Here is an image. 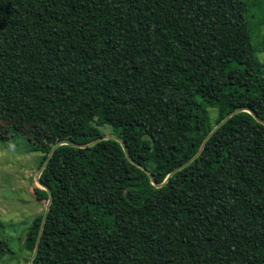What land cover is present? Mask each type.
<instances>
[{"label": "trees", "instance_id": "1", "mask_svg": "<svg viewBox=\"0 0 264 264\" xmlns=\"http://www.w3.org/2000/svg\"><path fill=\"white\" fill-rule=\"evenodd\" d=\"M263 29L264 0H0V131L51 154L33 264H264Z\"/></svg>", "mask_w": 264, "mask_h": 264}, {"label": "rangeland", "instance_id": "2", "mask_svg": "<svg viewBox=\"0 0 264 264\" xmlns=\"http://www.w3.org/2000/svg\"><path fill=\"white\" fill-rule=\"evenodd\" d=\"M255 44L264 63V29L255 35ZM211 114L215 119L216 111ZM14 125L7 123L0 131V238L8 242L0 264H30L32 256L24 247L28 227L45 212L48 203L37 202L35 195L30 194L35 185L43 188L37 182L42 155L27 150L26 139L11 131Z\"/></svg>", "mask_w": 264, "mask_h": 264}, {"label": "water", "instance_id": "3", "mask_svg": "<svg viewBox=\"0 0 264 264\" xmlns=\"http://www.w3.org/2000/svg\"><path fill=\"white\" fill-rule=\"evenodd\" d=\"M251 113H253V114L255 115L254 112L251 111ZM228 118H229V116H228L226 119H224L223 122H225ZM223 122H222V123H223ZM108 137H110V136H105L104 138H108ZM111 137H112V136H111ZM100 139H102V138H100ZM100 139H98V140H100ZM98 140H96V141H98ZM66 143H68V142H60L57 146L62 145V144H66ZM83 146H85V145H83ZM203 147H204V144H203L201 150L203 149ZM201 150L199 151V153L201 152ZM199 153H198L195 157H197V156L199 155ZM50 156H51V154L49 155L48 159L45 161V163H44L42 169L40 170V174H39V176H38V178H37V182H38V183H39L44 189H46L47 191H49V200H48L47 208H46V211H45V214H44V218H43V222H42L41 233H40V236H39L38 241H37V243H36V247H35V250H34L33 256H32V258H31L30 264H33V260H34L35 256H36L37 253H38L39 245H40V240H41V234H42V231H43V226H44V224H45V221H46V218H47L48 212H49V210H50V207H51V204H52V201H53V194L51 193L50 189H49V188H46L45 186H43V184H42L41 181H40V176H41V174H42V171L46 168ZM192 160H193V159H192ZM192 160H190L188 163H190ZM171 175H172V174H171ZM171 175H170V176H171ZM170 176H169V177H170ZM151 178L153 179V176H152V175H151ZM153 183L157 185V183H156L155 180H153Z\"/></svg>", "mask_w": 264, "mask_h": 264}]
</instances>
